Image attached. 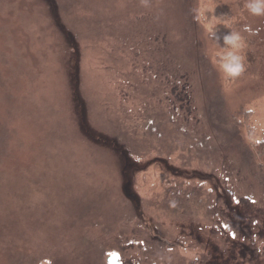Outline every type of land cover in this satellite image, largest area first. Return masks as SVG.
Returning <instances> with one entry per match:
<instances>
[{
  "label": "rangeland",
  "instance_id": "1",
  "mask_svg": "<svg viewBox=\"0 0 264 264\" xmlns=\"http://www.w3.org/2000/svg\"><path fill=\"white\" fill-rule=\"evenodd\" d=\"M246 2L0 0V264H264V15ZM201 3L229 23L206 31Z\"/></svg>",
  "mask_w": 264,
  "mask_h": 264
},
{
  "label": "clouds",
  "instance_id": "2",
  "mask_svg": "<svg viewBox=\"0 0 264 264\" xmlns=\"http://www.w3.org/2000/svg\"><path fill=\"white\" fill-rule=\"evenodd\" d=\"M245 7L252 15H264V0H247ZM195 18L200 22L209 33H213L216 26L229 21H221L218 17L209 18V13L213 8L209 3H201L195 10ZM224 43L227 48H222L219 55L222 58L221 66L230 77H237L244 71L243 57L239 54L244 47L243 38L237 32L230 31V34L224 37Z\"/></svg>",
  "mask_w": 264,
  "mask_h": 264
},
{
  "label": "water",
  "instance_id": "3",
  "mask_svg": "<svg viewBox=\"0 0 264 264\" xmlns=\"http://www.w3.org/2000/svg\"><path fill=\"white\" fill-rule=\"evenodd\" d=\"M116 260H118V256L117 255H112V256L109 257L110 263L115 264Z\"/></svg>",
  "mask_w": 264,
  "mask_h": 264
},
{
  "label": "flooded vegetation",
  "instance_id": "4",
  "mask_svg": "<svg viewBox=\"0 0 264 264\" xmlns=\"http://www.w3.org/2000/svg\"><path fill=\"white\" fill-rule=\"evenodd\" d=\"M113 255H117V256H118V260H116V263H115V264H124L123 261H120V256H119L118 254H113ZM111 256H112V255H111ZM108 262L110 263V261H109V257H108ZM111 264H113V263H111Z\"/></svg>",
  "mask_w": 264,
  "mask_h": 264
}]
</instances>
